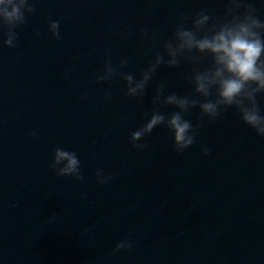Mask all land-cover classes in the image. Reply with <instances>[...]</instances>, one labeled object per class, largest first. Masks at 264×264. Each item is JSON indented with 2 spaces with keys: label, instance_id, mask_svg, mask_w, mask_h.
I'll use <instances>...</instances> for the list:
<instances>
[{
  "label": "clouds",
  "instance_id": "9594fccd",
  "mask_svg": "<svg viewBox=\"0 0 264 264\" xmlns=\"http://www.w3.org/2000/svg\"><path fill=\"white\" fill-rule=\"evenodd\" d=\"M223 2V14L220 16L211 14L206 8L179 16L171 37L167 39H160L155 30L141 29L142 39L158 42L162 51L154 47L146 50V54L152 53V58L139 78L132 72L123 71L130 63L129 58H122L114 64L110 53H106L101 71L93 73L98 84L119 76L124 82L125 95L143 101L150 82L162 66L178 68L182 63L191 66V71L184 77L191 88L188 94L170 92L165 80L156 85L150 115L141 127L129 133V143L138 151L148 148L147 143L139 141L151 135L154 129L164 126L172 134L173 150L181 154L196 143L198 130L205 122L215 123L228 109H234L244 125L264 138V110L257 99L264 95V19L256 7V0ZM36 10L35 0H0V44L3 47H16V29L25 25L27 17ZM47 32L52 39L60 40V21L49 18ZM116 34L123 39L129 34V29ZM112 35L108 33L109 38ZM35 36L39 37L40 33L37 31ZM81 99L86 100L87 95ZM105 99L110 100L111 96L106 95ZM167 106L176 110L162 112L161 109ZM193 109L199 110L195 124L185 118ZM28 135L35 137L36 132L31 131ZM201 153L208 157L211 149L205 146ZM49 168L56 177H72L81 183L85 180L81 162L74 151L56 147ZM95 176L100 186L113 179L103 169H97ZM89 231L88 227L83 229L84 233ZM132 247L131 237H125L116 243L111 255Z\"/></svg>",
  "mask_w": 264,
  "mask_h": 264
}]
</instances>
